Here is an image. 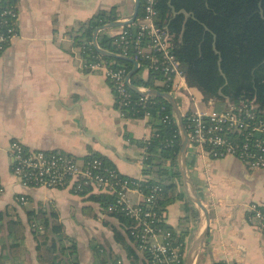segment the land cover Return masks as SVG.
Here are the masks:
<instances>
[{
	"label": "crops",
	"instance_id": "0c3cea01",
	"mask_svg": "<svg viewBox=\"0 0 264 264\" xmlns=\"http://www.w3.org/2000/svg\"><path fill=\"white\" fill-rule=\"evenodd\" d=\"M10 1L19 14V36L0 55V181L4 187L0 211L12 209L27 223L28 211L52 209L67 236L77 243L80 264H98L99 248L111 262L117 257L118 264H132L114 240V219L71 189L23 188L11 173L8 147L18 141L30 151L60 152L81 164L90 155H100L123 176L148 178L143 144L154 133L149 118L125 116L116 106L106 76L86 69L75 46L79 28L97 13L117 7L119 20L127 19L134 12V0ZM122 28L104 32L114 36ZM181 86L174 98L182 114L206 103L194 98L186 80ZM207 107H212L209 102ZM186 164L189 184L182 176L178 182L182 198L168 206L164 217L169 227L185 232L190 247L205 228V220L186 186L208 210L209 233L195 264H264V233L250 222V208L264 207V170L252 171L235 157L212 159L200 152H187ZM23 196L27 201L20 204ZM130 197L133 203L141 202L136 192ZM186 205L191 212H185ZM23 253L22 264H38L30 230Z\"/></svg>",
	"mask_w": 264,
	"mask_h": 264
},
{
	"label": "trees",
	"instance_id": "16d2710c",
	"mask_svg": "<svg viewBox=\"0 0 264 264\" xmlns=\"http://www.w3.org/2000/svg\"><path fill=\"white\" fill-rule=\"evenodd\" d=\"M140 1L142 6L138 20L144 17L145 0ZM116 9L100 11L79 28L75 46L85 63L101 58L110 70H124L128 77L134 67L132 61H135L139 70L130 78L133 87H145L162 93L173 91L177 81H167L163 56L159 53L150 56L139 53V49L146 47L150 40L147 36L140 40L138 28L134 25L125 27L128 35L123 41L119 35L110 36L104 31L99 33L100 48L117 58L100 55L92 45L96 30L119 20ZM156 10V26L168 35L170 51L184 73L188 86L192 88L195 99L206 103L214 101L219 110L226 101L234 104L254 101L258 109L264 111V0H159ZM151 56H155L158 62L154 63ZM145 71L147 76L143 77ZM110 84L116 106L125 116L141 119L146 113L149 114L154 133L143 144L146 151L144 175L148 178L138 181L123 176L110 160L100 155H90L85 161L100 160L105 169L117 173L116 180L137 185L144 196L149 195L154 187H160L162 192L153 205L158 218L162 219L157 226L170 232L185 253L189 249L187 235L169 227L164 217L168 206L182 198L178 194V182L182 181L178 164L181 134L173 118L172 107L167 100L156 96H153L151 103L141 104V94L131 86H128L130 103L127 107H121L114 84ZM166 118L168 120L165 121ZM184 125L187 126L186 121ZM83 187V190H74L73 193L97 204L104 214L117 222L112 226L114 240L123 247L132 264H152L151 254L141 252L135 244L131 235L135 222L119 211L117 195L95 194L92 188ZM184 210L191 212L188 205ZM26 216L27 223H24L12 209L0 211V264H22L28 228L36 243L38 264H80L77 243L67 236L56 212L42 208L28 211ZM102 249L97 250L98 264H118L117 257H113L111 262Z\"/></svg>",
	"mask_w": 264,
	"mask_h": 264
},
{
	"label": "built area",
	"instance_id": "2783aa9c",
	"mask_svg": "<svg viewBox=\"0 0 264 264\" xmlns=\"http://www.w3.org/2000/svg\"><path fill=\"white\" fill-rule=\"evenodd\" d=\"M158 1L145 0L144 17L126 27H137L140 40L146 36L149 38L150 43L141 47L139 53L149 56L152 53L161 54L167 81L179 80L182 83L185 82V75L170 51L169 37L155 23ZM18 21L19 14L13 2L0 0V55L18 38ZM118 35L123 41L128 31L123 27ZM150 58L154 63L158 62L155 56ZM84 67L102 72L114 84L121 99L120 106L129 105L131 95L128 86L131 81L124 70H110L101 58L92 63L84 61ZM181 83H175L173 91L169 94L173 97L178 94ZM138 90L142 93L149 89L138 87ZM152 100L153 96L141 94L139 102L145 105ZM209 104L214 105L215 102L211 101ZM195 107V110L183 114L184 121L187 122V152H200L212 159L231 156L252 171L264 170V111L259 110L254 101L236 104L226 101L220 110L215 108L203 111L196 104ZM145 117L149 118V114L146 113ZM173 118L177 122L175 115ZM8 152L11 158V173L23 188L81 191L83 186H87L98 193L115 194L119 211L135 222V230L131 234L135 244L141 252L148 251L151 254L152 264H185L188 250L184 253L172 234L157 226V223H162V219L158 218L153 205L162 192L160 187H154L149 195L144 196L137 185L116 180L117 173L105 169L103 163L97 159L79 164L74 158L60 152L30 151L18 141L9 144ZM3 192L4 187L0 181V196ZM132 192L140 195V203H133L130 197ZM19 201L24 204L27 198L20 197ZM250 210V222L257 224L264 233V207L254 205Z\"/></svg>",
	"mask_w": 264,
	"mask_h": 264
},
{
	"label": "water",
	"instance_id": "95a60500",
	"mask_svg": "<svg viewBox=\"0 0 264 264\" xmlns=\"http://www.w3.org/2000/svg\"><path fill=\"white\" fill-rule=\"evenodd\" d=\"M141 6H142V3L140 0H134V12L129 18L123 19V20L122 19L117 20L116 22H113L109 25L101 27L95 31L93 45L100 55H102L104 57H109V58H117L116 55L100 48V46L98 44V35L100 32L105 31V30H111V29H115V28L126 27L128 25L134 24L138 18V14H139V10H140ZM130 61H132V60H130ZM132 63L134 65V67L128 76L129 80L139 70L138 63L135 61H132ZM129 86H131L132 89H134L138 93H140L137 87H133L131 84H129ZM140 94H148L151 96L163 98V99L167 100L169 102V104L171 105L172 110L174 112V115L177 119V123H178V126L180 128V134H181V150H180V155H179V160H178L179 161L178 162L179 169H180L182 176L186 182V185H188L189 184V178H188V174H187V164H186L188 136H187L186 128L184 125L183 114H182V112L178 106L176 99L169 93H162V92H159L156 90H148V91L142 92ZM186 191H187V194H188L189 198L191 199V201L198 207V209L203 214L204 220H205V228L199 234V236L195 239V241L189 247V249L186 253L185 264H195V261L199 255V253H200V251H201V249L205 243L206 237L209 233L210 215H209L208 210L202 204L201 200L198 198V195L194 191L191 193L190 190H188V186H186Z\"/></svg>",
	"mask_w": 264,
	"mask_h": 264
},
{
	"label": "rangeland",
	"instance_id": "374dc122",
	"mask_svg": "<svg viewBox=\"0 0 264 264\" xmlns=\"http://www.w3.org/2000/svg\"><path fill=\"white\" fill-rule=\"evenodd\" d=\"M197 107L200 109V110H206V109H210V110H212V109H215L216 108V105L214 104V105H211L212 107H210V108H208L207 107V103H197ZM195 105H193V107H192V110H195ZM81 162L79 161V164H80ZM29 230V229H28ZM22 258V257H21Z\"/></svg>",
	"mask_w": 264,
	"mask_h": 264
}]
</instances>
